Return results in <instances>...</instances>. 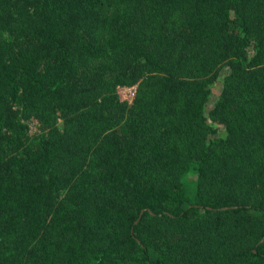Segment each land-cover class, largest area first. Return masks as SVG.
<instances>
[{
	"label": "trees",
	"instance_id": "obj_1",
	"mask_svg": "<svg viewBox=\"0 0 264 264\" xmlns=\"http://www.w3.org/2000/svg\"><path fill=\"white\" fill-rule=\"evenodd\" d=\"M0 264H264V0H0Z\"/></svg>",
	"mask_w": 264,
	"mask_h": 264
},
{
	"label": "built area",
	"instance_id": "obj_2",
	"mask_svg": "<svg viewBox=\"0 0 264 264\" xmlns=\"http://www.w3.org/2000/svg\"><path fill=\"white\" fill-rule=\"evenodd\" d=\"M122 91H126L128 93L125 98H123L120 95L122 93ZM136 92H137V85H135V86H120L118 88V93L120 95V98L122 100H125V101H128V102H132L134 100Z\"/></svg>",
	"mask_w": 264,
	"mask_h": 264
},
{
	"label": "rangeland",
	"instance_id": "obj_3",
	"mask_svg": "<svg viewBox=\"0 0 264 264\" xmlns=\"http://www.w3.org/2000/svg\"><path fill=\"white\" fill-rule=\"evenodd\" d=\"M220 88H221V84L220 82L216 83L213 87V98L212 100H215L217 98V96L219 95L220 92ZM128 93L126 91H122V93L120 94L123 98L126 97ZM37 129V123L34 122L32 124V132H34Z\"/></svg>",
	"mask_w": 264,
	"mask_h": 264
}]
</instances>
